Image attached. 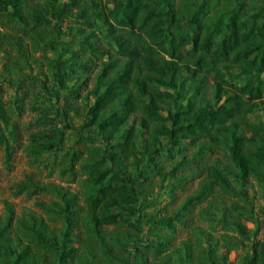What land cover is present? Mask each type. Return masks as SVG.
Masks as SVG:
<instances>
[{
    "label": "trees",
    "instance_id": "16d2710c",
    "mask_svg": "<svg viewBox=\"0 0 264 264\" xmlns=\"http://www.w3.org/2000/svg\"><path fill=\"white\" fill-rule=\"evenodd\" d=\"M203 6L181 15L172 0H0V21L6 17L23 31L2 37L0 30V52L10 43L27 60L30 51L25 36H30L51 55L55 88H48L43 80L41 90L53 102L55 122L48 131L54 137L46 142L35 139L31 148L59 149L66 130L73 127L69 123L72 112L82 118L81 135L100 138L103 145L93 146L88 162L81 164L89 186L82 206L84 219L88 235L96 241L83 264H148V250L167 242L150 240L143 233L144 224L173 229L214 184L236 192L228 175L243 187L250 177L264 179V116L258 121L250 118L264 109V5L252 12L245 2H238L222 28L220 20L208 22L201 16ZM100 32L102 43L96 40ZM65 35L71 37L64 40ZM208 75L213 80L214 102L198 104L187 95L185 79L190 77L196 90ZM25 77L18 76L14 82L17 93L12 102L0 99V142L7 158L11 146L3 127L10 128L14 137L12 114L25 103L24 97L19 98ZM4 79L12 82L8 76ZM47 120L45 116L43 121ZM188 141L223 143L231 164L210 165L208 182L173 214L148 216L140 179L149 168L157 167L163 187L167 175L155 162L156 155ZM119 157L130 163L131 170L119 166ZM30 184L17 187L22 191ZM35 189L59 194L61 201H54L52 209L64 226L47 236L37 227L40 220L35 216L21 225L55 250L53 264H68L78 240L74 236L77 195L59 186L36 185ZM6 210L0 224V249L14 260L3 263L26 264L17 244L5 236L14 218L10 204ZM239 216L244 215L240 212ZM111 226L126 228L125 238L108 237ZM261 226L264 212L257 227ZM234 230L242 236L249 231L240 220ZM223 259V264H229ZM189 260L178 249L162 264H194ZM241 262L264 264V241H253Z\"/></svg>",
    "mask_w": 264,
    "mask_h": 264
},
{
    "label": "rangeland",
    "instance_id": "374dc122",
    "mask_svg": "<svg viewBox=\"0 0 264 264\" xmlns=\"http://www.w3.org/2000/svg\"><path fill=\"white\" fill-rule=\"evenodd\" d=\"M242 1L252 12L258 6L264 5V0H172V4L181 15H190L203 4L201 16H204L208 22L220 20L222 28L234 5ZM7 20L8 18L5 17L0 21L2 37L5 34L23 33L17 23ZM98 35L96 40L102 43V33ZM70 37L65 35L63 39L68 40ZM25 43L30 51L27 60L21 57L10 43L5 44L6 51L0 52L1 100L6 103L12 102L17 93L14 82L18 76H26L24 89L19 93V98L24 97L25 103L20 111L17 110L12 114L11 126L14 128V137L9 134L10 128L3 127L11 146L10 158L6 157L5 145L0 142V224L6 218V207L10 204L14 208V218L5 236L17 244L26 264H53L56 259L55 250L40 243L27 227L21 225V221L25 220L28 223L30 217L35 216L40 220L37 227L44 234L50 236L55 232L59 233L64 225L62 219L53 212L52 203L60 202L61 198L50 188L59 186L67 189L68 192L77 195L75 206L78 211L74 234L77 235L78 240L74 243L76 250L68 264H83L89 258V252L96 241L88 235L89 227L84 219L82 206L84 207L86 203L89 186L86 182L87 171L81 164L88 162L93 146L103 145L100 138L92 140L87 135H81L79 128L82 125V118L72 112L69 123L73 127L66 130L59 149L34 151L31 148L35 139L46 142L54 137L53 131H48L55 122L52 116L53 102L44 90H41V86L43 80L48 88H53L55 85L51 74L50 53L37 42H33L30 36H25ZM73 48L76 49L75 44ZM5 76L10 77L12 82L5 81ZM185 81V88H188L187 95L194 102L198 104L214 102L211 75L205 77L196 90L190 77ZM52 98L56 102V97ZM79 103L82 104L77 102ZM45 116H48L49 120L44 122ZM263 116L264 109L259 108L250 115V118L252 121H258ZM39 132L45 136L35 137ZM81 136L84 137L77 142L76 139ZM155 162L164 168L167 177L161 187L157 167H152L145 173L146 177L140 179L142 182L140 189L147 202L148 216L173 214L188 197L195 195L201 189L202 184L208 182L210 165L223 167L231 164L223 143L204 141L184 142L171 152L156 155ZM118 163L119 166L131 170L128 166L130 163L120 157ZM70 164H74L72 169L68 168ZM228 176L236 192H228L221 185L214 184L207 189L205 197L185 211L182 222L176 224L173 229L158 230L156 227L144 224L146 230L143 233L149 236L150 240L167 242L164 247H159L160 249L148 250V264H162L164 258L178 249L181 250L182 256L187 257L194 264H223V257H226L229 264H242V257L249 250L250 244L257 240L264 241V227H257L263 220L264 179L250 177L243 187L232 175ZM29 181H32V184L19 191L18 184ZM36 185L50 190L36 191ZM240 212L243 217L239 216ZM238 220L247 226L249 230L247 236H242L239 231L234 230L235 222ZM126 231V228L111 226L107 229V235L111 238L112 236L125 238ZM137 235L132 236L133 242ZM4 260L14 259L0 249V264H4Z\"/></svg>",
    "mask_w": 264,
    "mask_h": 264
}]
</instances>
